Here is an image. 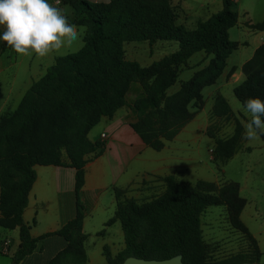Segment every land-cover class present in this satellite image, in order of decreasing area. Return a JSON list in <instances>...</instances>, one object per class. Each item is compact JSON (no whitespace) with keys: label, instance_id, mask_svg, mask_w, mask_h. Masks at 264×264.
<instances>
[{"label":"trees","instance_id":"trees-1","mask_svg":"<svg viewBox=\"0 0 264 264\" xmlns=\"http://www.w3.org/2000/svg\"><path fill=\"white\" fill-rule=\"evenodd\" d=\"M232 0H221V8L194 27L176 22L178 6L170 0H61L73 9L71 22L86 26L83 47L54 57L46 71L29 84L17 105L0 114V226L17 227L18 243L10 263L18 264L50 234L60 236L64 245L46 260V264H83L86 260L81 232V211L60 227L31 236L22 217L27 192L35 177L34 164L73 167L75 197L83 182V165L100 153L103 142L90 140L91 125L127 105L136 111L129 122L140 139L153 149L171 139L202 104L201 88L215 81L225 59L237 42L227 29L235 23ZM261 29L262 21L247 23ZM174 41L176 48L148 64L141 65L124 57L123 44L129 41ZM195 51L210 55L203 65L180 81L179 67ZM229 68V72L234 70ZM242 79L232 94L242 106L249 97L264 99V39L240 64ZM139 92L127 100L131 83ZM163 104V107L161 106ZM211 115L228 117L230 107L222 95H216ZM213 137L211 161L217 169L239 146L242 127L235 121L231 134ZM163 188L148 198L127 197L113 189L115 208L105 223L119 222L123 247L111 255L105 246L103 264H118L125 256L161 259L179 253L183 264H234L240 261H264L255 239L239 218L244 198L238 183L205 179L180 181L169 174L161 177ZM223 206L231 227L242 233L246 247L223 257H212L203 240L201 214L207 206Z\"/></svg>","mask_w":264,"mask_h":264},{"label":"crops","instance_id":"crops-1","mask_svg":"<svg viewBox=\"0 0 264 264\" xmlns=\"http://www.w3.org/2000/svg\"><path fill=\"white\" fill-rule=\"evenodd\" d=\"M170 1L178 6L176 20L186 28L194 27L198 20L208 18L221 8V0ZM234 2L233 8L232 3ZM231 7L236 12V20L227 29V33L231 40L237 42V45L230 50L228 55L233 50L245 46L246 48L249 47L248 58L253 49L264 39V0H232ZM257 21L263 22L261 29H253L247 26V23ZM2 31L3 29L0 27V34ZM0 42L4 43L3 41ZM0 48L2 51L3 46ZM204 58L205 55L202 53L198 61L202 60L204 64L207 59ZM233 65L236 66L227 63L225 59V64L215 81L201 88V106L171 139L164 140L163 146L159 149H153L146 145L131 128L129 122L136 119V111L129 106L118 107L111 117H100L89 128L87 137L92 141H102L103 148L99 154L84 163L83 182L76 197L73 192V167L34 164L35 177L27 192V202L22 210V217L29 224L30 235L38 236L57 229L67 219L71 218L78 208L82 214L81 232L84 234L83 248L86 255L83 264H103L105 262L102 252L103 246L111 255L123 247L119 222L114 220L105 223L114 212V188L121 189L123 195L127 197L142 199L151 196L143 197L145 194H156L162 190L163 181L161 177L164 175L171 174L177 180L185 182L205 179L221 183L214 175L213 166L215 168L216 166L211 161L210 152L208 151L207 158H204L199 152V143L207 146V150L212 147L214 138L207 134L208 125L211 123H216L217 130L214 132V136L225 137L232 133L235 121H238L242 127V122L248 119L246 116L237 118L232 111L228 117L214 116L210 113L214 97L222 95L219 91L222 80L226 83L235 82L242 75L239 71L240 65L239 70L234 68L233 71L229 72V68ZM4 68L0 59V74ZM211 85L213 87H209ZM9 89V84L7 85L0 80V114L9 110H3L7 105ZM138 92L139 85H131V90L127 93V100L133 99ZM101 133L104 135L101 136ZM262 139L264 142V138ZM241 140L242 137L237 149L240 147ZM216 170L218 171L217 168ZM204 171L206 173L209 171L211 177L204 176ZM238 190H240L239 186ZM222 209L224 219L228 224V229L223 230L226 232L221 234L222 236H216L214 229L210 226V214L205 212V215L200 218L202 238L209 245V254L215 258L235 253L247 245L242 233L228 223L223 206ZM252 213L253 211L248 209V203L244 199L239 218L255 239L262 259L264 258V240L258 235L259 233L252 231L249 222L246 220L249 218L247 215L251 216ZM43 219L44 221H42ZM40 220L42 228L37 230L35 227L39 225ZM217 239L224 242L219 251H215L211 247L213 246L211 243ZM17 243V227L0 226V253L6 254L13 244L9 259L7 258L3 264L10 262V255ZM63 245L64 241L60 236L55 234L45 236L37 241L35 248L25 255L18 264H46V260ZM46 249H49L48 253H44Z\"/></svg>","mask_w":264,"mask_h":264},{"label":"rangeland","instance_id":"rangeland-1","mask_svg":"<svg viewBox=\"0 0 264 264\" xmlns=\"http://www.w3.org/2000/svg\"><path fill=\"white\" fill-rule=\"evenodd\" d=\"M50 2H52V0H50ZM234 6L235 2L232 3L233 8ZM60 7L64 9L65 13L68 15L71 21L73 17L71 6H69L68 4L61 3ZM176 22L178 23L177 20ZM76 25L80 33L83 35L86 30V26L82 24ZM0 46H3L2 51H0V59L2 65H4L5 67L1 71L0 80L2 82H5L7 85L9 84L10 86V89L8 91L7 105L3 108V110H11L17 105L25 89L29 86L32 80H35L46 71V68L50 66L54 57L75 51L80 47L79 42H77L73 44V46L70 48H63L59 52H53L49 56H46L44 58H37L35 55L31 57L18 55L11 48L7 47L5 43L0 42ZM175 48L176 44L174 41L165 40H156L151 44L146 41H129L123 44L124 57L127 59H134L141 65L148 64L152 60L159 58L163 54L172 51ZM248 51L249 47L246 48L245 46H241L236 50H233L231 54L228 55V57L226 58V62L235 64L236 66H233L236 69L238 68L239 70V65L243 60L247 58ZM202 53V51L193 52L187 58L185 64L180 65L176 80L166 89L167 93H170V91H174L178 87L180 81L187 79L194 69L203 65L204 61H198ZM209 56L210 55H207L205 56V58L208 59ZM241 78L242 75L240 76L239 80L228 83L222 80L219 91L226 98L227 103L235 117L241 118L240 116H246L249 119L250 117L247 113H245L242 106L234 97L231 91L232 87L241 81ZM131 85L138 86L136 82H132ZM209 87L213 86L211 85ZM129 95H131V92H129ZM208 127L213 133L217 130L216 123H211L208 125ZM199 146L200 154L204 158H207V155L209 153L207 150V146H204L202 143H199ZM220 168L221 170L218 169L217 171L216 168L213 166L214 175L217 176V180H219V182H222L226 179H231L238 183V186L240 187V190H238L239 195L247 201L248 209L250 208L253 211L251 216L247 215L249 218H247L246 220L247 222H249L252 231L259 233L258 235L261 236L264 240L263 139L261 138L260 140L253 142H246L242 139L240 142V147L233 153L230 158L225 161V163ZM205 173L206 171H204V176L211 177L209 171H207L206 174ZM152 194L154 193L145 194L143 195V197ZM205 212L210 214L211 218L209 224L214 229L216 236H222L221 234H224L226 232L223 230H225V228L228 229V224L224 219V212L222 206H207L205 208V211L201 215L202 217L203 215H205ZM42 221H44V219ZM35 228L37 230H41V220L39 225H37ZM223 243V240L217 239L211 243L213 244V246L211 247L215 251H219L222 248ZM12 247L13 244L9 247L6 254L0 253V264H3V262L7 261ZM48 252L49 249H46L44 251V253Z\"/></svg>","mask_w":264,"mask_h":264},{"label":"clouds","instance_id":"clouds-1","mask_svg":"<svg viewBox=\"0 0 264 264\" xmlns=\"http://www.w3.org/2000/svg\"><path fill=\"white\" fill-rule=\"evenodd\" d=\"M60 4L61 0H0L3 29L0 41L18 55L37 58L70 48L77 42L83 47L82 34ZM242 108L250 117L242 123V139L253 142L264 138V99L249 97Z\"/></svg>","mask_w":264,"mask_h":264},{"label":"water","instance_id":"water-1","mask_svg":"<svg viewBox=\"0 0 264 264\" xmlns=\"http://www.w3.org/2000/svg\"><path fill=\"white\" fill-rule=\"evenodd\" d=\"M7 264H11L10 262ZM118 264H183L181 262L180 254H174L170 257L155 259L142 258L133 255L125 256ZM234 264H264V261H240Z\"/></svg>","mask_w":264,"mask_h":264},{"label":"built area","instance_id":"built-area-1","mask_svg":"<svg viewBox=\"0 0 264 264\" xmlns=\"http://www.w3.org/2000/svg\"><path fill=\"white\" fill-rule=\"evenodd\" d=\"M103 135H104V133H101V136H103ZM211 149H212V147H209L208 151L211 152Z\"/></svg>","mask_w":264,"mask_h":264}]
</instances>
